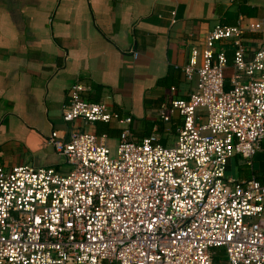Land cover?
I'll list each match as a JSON object with an SVG mask.
<instances>
[{
	"label": "built area",
	"instance_id": "2783aa9c",
	"mask_svg": "<svg viewBox=\"0 0 264 264\" xmlns=\"http://www.w3.org/2000/svg\"><path fill=\"white\" fill-rule=\"evenodd\" d=\"M263 27L216 24L189 45L181 72L193 89L159 112L181 117L171 146L135 140L130 115L73 83L67 140H45L67 172L0 166V264H264V182L225 176L229 158L249 164L264 140V38L248 59L243 40ZM110 122L125 126L113 149L77 126Z\"/></svg>",
	"mask_w": 264,
	"mask_h": 264
},
{
	"label": "crops",
	"instance_id": "0c3cea01",
	"mask_svg": "<svg viewBox=\"0 0 264 264\" xmlns=\"http://www.w3.org/2000/svg\"><path fill=\"white\" fill-rule=\"evenodd\" d=\"M253 20H264V0H0V166L67 172L45 140L68 128L61 106L75 82L89 87L86 101L130 115L135 140L154 134L171 146L181 117L164 110L163 121L159 112L193 89L181 72L189 45L216 24L246 28ZM263 38L264 31L243 34L246 59ZM77 126L106 135L112 149L125 127ZM225 176L264 182V140L249 164L229 158Z\"/></svg>",
	"mask_w": 264,
	"mask_h": 264
},
{
	"label": "trees",
	"instance_id": "16d2710c",
	"mask_svg": "<svg viewBox=\"0 0 264 264\" xmlns=\"http://www.w3.org/2000/svg\"><path fill=\"white\" fill-rule=\"evenodd\" d=\"M103 124V123H102ZM216 260V259H215Z\"/></svg>",
	"mask_w": 264,
	"mask_h": 264
}]
</instances>
